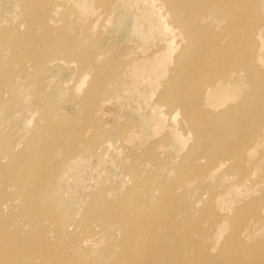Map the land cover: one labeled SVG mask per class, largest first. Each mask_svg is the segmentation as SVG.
<instances>
[{"label":"rangeland","instance_id":"obj_1","mask_svg":"<svg viewBox=\"0 0 264 264\" xmlns=\"http://www.w3.org/2000/svg\"><path fill=\"white\" fill-rule=\"evenodd\" d=\"M182 1H190L191 5L195 0ZM0 2H2L0 29L5 25L15 29V33L19 36V45L13 47L12 52L18 53L20 58H24L22 55L24 51H52L49 46L64 38L63 29H67L66 24L70 25H68L70 31L68 35L71 36L75 35L76 27L81 26L82 23L91 27L89 41L94 42L86 44L85 47L92 45V48L98 44L99 50L104 51L101 57L96 58L93 70L88 76L84 75L86 69H80L74 61L56 59L57 61L50 62L44 70H41L39 77L37 76L40 86L37 84L34 87L30 86V97L25 92V85L21 83L16 85L17 97L21 99L15 98L13 105L9 107L11 124L15 128L11 131V143L17 149L23 146L21 141L23 137L32 134L42 114L41 111L36 114L34 108L36 101L33 100L35 96L32 92L36 89L38 95H42L35 98L51 106V110L55 113L54 121L63 120L70 134L76 139L82 138L87 143L85 152L81 156L62 167L53 169L54 175H58L59 183L51 189L49 200L58 205L56 209L61 219L67 216L73 219L79 217V210L85 207L89 196L103 188L108 192L106 194L108 199L122 200L124 187L132 180V174L127 170L128 165L131 164L140 169L142 177L140 179L148 173L157 177L158 183L150 188L151 193L146 197L149 201L157 200L158 189H161L162 185H171L175 170L182 167L181 179L189 173L198 175L194 178L199 180H187L189 182L186 185L188 189L186 195L195 212L201 213L213 206L221 208L219 209L221 215L233 216L239 209L254 204L261 211L263 217L261 223L264 224V119L262 118V115L264 116V77H262V74L264 75L262 50L264 0L227 1V5L230 4L229 6L233 8L234 25L229 24L228 15L217 12L212 6H208L200 19V26L213 35L207 38L209 40L233 31L234 36H222L220 39L217 38V44L215 43V48L225 54L223 64L226 59L229 61L233 59L231 56L235 53H231L234 51H238L242 58H239L238 72L227 64V73L222 74L219 72V65L214 63L217 59L215 55L212 53L199 55L201 59L202 56L207 57V61L204 62L216 70L212 79L215 80V85L224 88L223 93L212 96L220 97L225 92L229 94L221 103L212 104L205 98L199 99L195 92L196 85L189 88V96L194 98L195 102L200 100L202 118L209 123L201 134H196L184 124L183 119L187 116L185 111L178 109L169 111L166 106H162L166 120L156 115L154 107L159 103L158 83H154V86L148 83L141 84L137 91H131L125 80L117 83L112 77L115 75L108 73L109 80L105 78L102 81V74L96 73L104 68L101 66L103 62L114 60L125 65V75L128 70L143 68V75L148 77L149 65L143 63V58L148 54L154 58L155 56L147 51H164V45L172 43L175 47L172 56L174 58L166 59L164 62H158L153 58L148 60L155 66V72H150V77L166 72L173 82L181 78L182 73L177 61L178 57L183 55V51H187L189 41L178 27L173 29L174 37H171L167 28L171 20L170 17L162 15L167 7L164 8L161 1L120 0L111 7V12L110 10L105 12L111 0H33V3L41 7L45 4L47 7L50 6L51 12L48 16L46 12H41L34 17V11L38 9L35 8L30 21H25L22 17L24 11L21 5L12 2L9 4L7 0ZM194 22L197 23V20ZM194 22L191 25H194ZM42 27L48 30L44 34ZM231 27V30H227ZM97 28L100 29L99 33L96 32ZM96 34L98 35L95 38ZM40 39L49 42L41 43ZM201 42L202 40L197 39V43ZM83 44L84 41L80 48ZM211 46L208 41L195 45L193 51L207 53L210 51L207 47ZM4 47L10 50L12 44L7 43ZM248 53L255 58L250 60ZM161 56L160 60L163 61ZM27 62L29 66L33 63ZM222 69L224 71L223 66ZM163 79L167 77L164 75ZM94 84L100 85V89ZM4 104L1 106L4 107ZM253 106L257 110H252ZM31 110L35 113L32 114ZM247 113L246 119L239 124L240 119ZM225 115L227 116L224 117ZM27 122L29 131L26 134ZM247 126L248 132L257 137L253 144L249 141L244 145L242 152H245L243 156L246 157L243 163L244 171H241L237 154L239 149L235 148L232 153L230 146H235L241 140L242 128L247 129ZM233 130L234 133L230 136ZM5 133L3 127H0V137ZM199 139L204 150L203 153L199 151L195 154L194 147L198 145ZM217 142L225 146L217 156V160L221 163L217 165L218 167L212 168L206 165L208 158L200 155L206 156L212 149L210 145ZM161 144L162 147L159 146ZM81 145L83 144L79 146ZM83 148L84 146L81 147ZM225 151H229L230 154H224ZM61 152L59 148L52 161L50 160V164H58L62 161L63 152ZM165 158L169 160L163 163L166 161ZM132 183L129 182V185L131 186ZM197 194H201L202 197L199 198ZM261 227L264 228V225ZM258 229L259 224H252L251 231L257 236ZM211 232L213 234L209 237V244L216 248L223 228L211 229ZM259 233L262 234L261 229ZM213 248L209 247L210 254L216 253Z\"/></svg>","mask_w":264,"mask_h":264},{"label":"bare ground","instance_id":"obj_2","mask_svg":"<svg viewBox=\"0 0 264 264\" xmlns=\"http://www.w3.org/2000/svg\"><path fill=\"white\" fill-rule=\"evenodd\" d=\"M119 1L111 0L105 12ZM158 1H161L164 8L167 7L162 15L170 17L171 21L167 24V28L171 37H174L173 29L178 27L189 41L187 51H183L178 61L176 56L182 73L181 78L173 82L166 72L150 77V74L155 72V66L148 60L153 58L158 62H164L166 59L174 58L172 56L175 47L172 43L164 45V51H147L155 56L154 58L148 54L143 58V63L149 65L148 77L143 75V68L128 70L125 75V65L114 60L103 62L101 66L104 68L96 73L102 74V81L105 78L109 80L108 73L115 75L112 77L117 83L125 80L131 91H137L141 84L148 83L154 86V83H158L160 91L159 103L154 107L156 115L166 120L162 106H166L169 111H172L171 109L185 111L187 116L183 119L185 122L183 123L196 134H201L209 123L202 118L200 100L195 102L194 98L189 96V88L196 85L195 92L199 99L205 98L212 104L221 103L229 94L224 91L225 93L220 97L212 96L223 93L224 88L215 85V80L212 79L216 70L204 62L207 61V57L202 56L201 59L199 55L208 53L215 55L217 59L214 63L219 65V72L222 74H225L227 64L238 72L239 58H242L238 51H234L231 53H235L231 56L233 59L230 61L226 59L227 63L223 64L225 54L215 48V43L217 44V38L220 39L222 36H234L233 31L209 40L207 38L213 35L200 26L199 22L208 6H212L217 12L228 15L229 24L234 25L233 8L229 6L230 4L227 5V1L230 0L210 2L195 0L191 5L190 1ZM7 2L23 7L22 17L25 21H30L35 8L38 9L34 11V17L37 13L46 12L48 16L51 12L50 6L47 7L45 4L41 7L33 3V0H7ZM1 5L2 2H0V10ZM157 6L159 7V4ZM195 20L197 23L194 22ZM193 22L195 24L191 25ZM68 25L66 24L67 29H63L64 38L49 46L52 51H24L22 53L24 58L12 52L13 47L19 45V36L15 33V29L7 25L0 29V127L6 132L0 137V264H264V228L261 227L264 224L261 223L263 217L258 207L254 204L243 207L233 216H223L219 213L221 208L213 206L201 213L195 212L188 201L186 185L190 180H199L194 178L198 175L189 173L181 179L182 167L175 170L171 185H162L161 189H158L157 200L149 201L146 197L151 193L150 188L158 183L156 175L148 173L140 179L142 178L140 169L136 165L129 164L127 170L132 174V180L129 182L133 183L131 186L129 182L125 185L122 200L108 199L106 195L108 192L103 188L89 196L85 207L79 210V217L60 218V213L56 209L58 205L49 200L51 189L59 183L58 175H54L53 169L62 167L81 156L85 152L87 143L82 138L76 139L70 134L63 120L54 121L55 113L51 110V106L35 98L42 95H38L36 89L32 92L35 96L33 100L37 105H34V108L36 114L38 111L42 114L32 134L23 137L21 140L23 146L17 149L11 143V131L15 128L11 124L12 116L8 111L15 98L21 99L17 97L16 85L20 83L25 85V92L30 97V86L34 87L36 84L40 86L37 76L39 77L41 70H44L50 62L57 61L56 59L76 62L80 69H86L85 76L92 72L96 58L101 57L104 51L99 50L98 44L92 48V45L85 47L86 44L94 42L89 41L91 27L82 23L81 26L76 27L75 35L71 36L68 35L70 34ZM231 29L232 27L227 30ZM42 30V34L48 31L44 27ZM96 32L99 33L100 29L97 28ZM197 39L202 42L197 43ZM83 41L84 44L80 48ZM208 41L212 45L207 47L210 51L207 53L193 51L195 45ZM40 42L49 41L40 39ZM7 43L12 44L10 50L4 47ZM262 50L264 51V45ZM160 56L163 61L160 60ZM254 58V55H249L250 60ZM27 61H32V65L29 66ZM164 75L167 79H163ZM173 78L175 79V76ZM94 86L100 89V85L94 84ZM3 103H5L4 107L1 106ZM255 109L257 110L253 106L252 110ZM31 111L32 114L35 113L34 110ZM247 116L248 113L240 119L239 124ZM262 118L264 119L263 115ZM26 126L27 134L28 122ZM248 126L247 129L242 128L241 140L235 146H230L232 153L235 148L239 149L237 154L241 171H244L243 163L246 157L243 156L245 152H242L244 145L249 141L253 144L257 137L248 132ZM233 133L234 130L230 136ZM80 144H83L81 145L84 146L83 149ZM201 144L199 139L198 145L194 147L195 154L199 151L203 153L204 146ZM210 146L212 149L209 153L200 156L208 158L206 165L213 168L221 163L217 160V156L224 150L225 144L220 145L217 142ZM59 148L63 152H61L63 155L61 165L60 162L50 164ZM226 153L230 154L229 151L224 152ZM165 160L163 163L168 162L169 159L165 158ZM196 196L202 197L201 194ZM252 224H259L262 234L258 229L259 235H255L251 231ZM220 227L223 228V232H220L217 247L213 248L209 244V237L213 234L211 229L218 230ZM209 247L215 249L216 253L210 254Z\"/></svg>","mask_w":264,"mask_h":264}]
</instances>
